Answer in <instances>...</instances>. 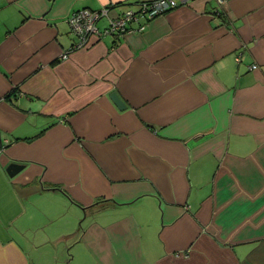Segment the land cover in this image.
Wrapping results in <instances>:
<instances>
[{"label": "crops", "instance_id": "obj_1", "mask_svg": "<svg viewBox=\"0 0 264 264\" xmlns=\"http://www.w3.org/2000/svg\"><path fill=\"white\" fill-rule=\"evenodd\" d=\"M144 1L0 0V264H264V0Z\"/></svg>", "mask_w": 264, "mask_h": 264}, {"label": "built area", "instance_id": "obj_2", "mask_svg": "<svg viewBox=\"0 0 264 264\" xmlns=\"http://www.w3.org/2000/svg\"><path fill=\"white\" fill-rule=\"evenodd\" d=\"M221 5L224 0H216ZM177 6L175 0H149L140 3L137 10L128 9L122 13H111L110 6H104L98 10L82 8L73 11L66 18L70 34L76 37L71 49L87 47L92 39L105 34L120 35L126 31H142L147 24L157 16ZM106 18L107 25L103 29L98 28V22ZM133 24L136 27L133 28ZM65 52L61 58H67ZM255 68L256 65H252Z\"/></svg>", "mask_w": 264, "mask_h": 264}, {"label": "water", "instance_id": "obj_3", "mask_svg": "<svg viewBox=\"0 0 264 264\" xmlns=\"http://www.w3.org/2000/svg\"><path fill=\"white\" fill-rule=\"evenodd\" d=\"M109 97L112 100V102L116 105L117 108H119V109L125 108L124 102L122 101V99L120 98V96L116 92H111ZM23 167H24V164L11 162L7 165L6 172L8 173L9 176H14Z\"/></svg>", "mask_w": 264, "mask_h": 264}, {"label": "rangeland", "instance_id": "obj_4", "mask_svg": "<svg viewBox=\"0 0 264 264\" xmlns=\"http://www.w3.org/2000/svg\"><path fill=\"white\" fill-rule=\"evenodd\" d=\"M43 257H42V260H43ZM67 257H70V256H67ZM45 261H47V263H49V264H63V262L61 261V259L59 261H57V260L53 259V256H51V255L45 256ZM70 263H71V260H70L69 263H65V264H70Z\"/></svg>", "mask_w": 264, "mask_h": 264}, {"label": "trees", "instance_id": "obj_5", "mask_svg": "<svg viewBox=\"0 0 264 264\" xmlns=\"http://www.w3.org/2000/svg\"><path fill=\"white\" fill-rule=\"evenodd\" d=\"M106 203H110V200H107V199H98V200H96V203L94 205H96L98 208H102V207H104V205Z\"/></svg>", "mask_w": 264, "mask_h": 264}]
</instances>
